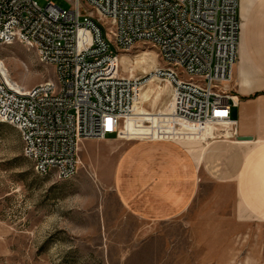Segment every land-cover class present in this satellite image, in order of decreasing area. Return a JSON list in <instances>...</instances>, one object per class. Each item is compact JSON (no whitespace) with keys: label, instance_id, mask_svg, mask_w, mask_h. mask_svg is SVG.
I'll list each match as a JSON object with an SVG mask.
<instances>
[{"label":"built area","instance_id":"2783aa9c","mask_svg":"<svg viewBox=\"0 0 264 264\" xmlns=\"http://www.w3.org/2000/svg\"><path fill=\"white\" fill-rule=\"evenodd\" d=\"M67 1L68 9L52 1L42 7L37 0H0V46L34 47L55 69L27 87L0 58V121L19 130L23 154L39 175L72 178L85 139L185 136L207 144L239 137L228 84L239 61L241 0ZM138 43L155 46L166 63L154 75L172 87L167 112L136 117L141 79L112 69L120 50ZM128 125L131 134L124 135Z\"/></svg>","mask_w":264,"mask_h":264},{"label":"rangeland","instance_id":"374dc122","mask_svg":"<svg viewBox=\"0 0 264 264\" xmlns=\"http://www.w3.org/2000/svg\"><path fill=\"white\" fill-rule=\"evenodd\" d=\"M37 1L42 7L49 1L71 7L67 0ZM111 49L118 51L115 45ZM0 58L12 78L27 87L55 74L34 47L20 42L0 46ZM165 65L150 43L120 50L118 73L138 77L143 85L136 92V117L168 111L172 87L154 75ZM184 139L203 142L177 140ZM102 142L83 140L78 172L59 180L39 175L23 154L19 130L0 121V264H264V219L235 217L231 185L208 181L183 216L142 220L113 190V159L92 150Z\"/></svg>","mask_w":264,"mask_h":264},{"label":"crops","instance_id":"0c3cea01","mask_svg":"<svg viewBox=\"0 0 264 264\" xmlns=\"http://www.w3.org/2000/svg\"><path fill=\"white\" fill-rule=\"evenodd\" d=\"M239 17V61L231 83L238 138L205 144L111 135L92 149L113 159V190L124 208L142 220L166 222L183 216L208 181L234 188L237 219H264V1L252 0L243 8L241 0ZM128 129L124 135L131 134Z\"/></svg>","mask_w":264,"mask_h":264},{"label":"bare ground","instance_id":"6f19581e","mask_svg":"<svg viewBox=\"0 0 264 264\" xmlns=\"http://www.w3.org/2000/svg\"><path fill=\"white\" fill-rule=\"evenodd\" d=\"M251 0H243V8L246 6V3L247 2H250ZM119 58V56L115 59V61H114V63H113V65H112V69L113 70H115L116 69V65H117V59ZM248 82V81H247ZM143 85H141L139 88H141ZM138 88V89H139ZM137 89V90H138ZM137 90H136V92H137Z\"/></svg>","mask_w":264,"mask_h":264},{"label":"water","instance_id":"95a60500","mask_svg":"<svg viewBox=\"0 0 264 264\" xmlns=\"http://www.w3.org/2000/svg\"><path fill=\"white\" fill-rule=\"evenodd\" d=\"M243 138H245V139H246V138H250V137H243Z\"/></svg>","mask_w":264,"mask_h":264}]
</instances>
